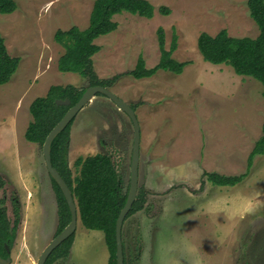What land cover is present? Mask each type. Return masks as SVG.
<instances>
[{"label":"rangeland","instance_id":"rangeland-1","mask_svg":"<svg viewBox=\"0 0 264 264\" xmlns=\"http://www.w3.org/2000/svg\"><path fill=\"white\" fill-rule=\"evenodd\" d=\"M15 1L14 13L0 15L7 50L21 58L12 80L0 86L1 197L10 221L13 208L22 217L11 264H37L55 237L58 208L42 145L25 139L30 106L51 86H88L79 75L57 70L65 50L54 35L73 26L85 29L95 0ZM147 1L154 17L115 16L117 30L95 41L101 50L93 57L100 79L132 71L140 55L152 68L160 58L157 30L162 27L167 49L177 35L173 57L192 63L181 75L159 71L141 80L128 76L110 88L135 106L141 130L138 193L144 191L146 204L124 222L128 259L133 264H264V156L254 158L251 173L235 187H215L204 177L205 172L246 173L249 153L262 136V84L236 75L229 66L205 62L197 47L201 33L215 36L223 29L231 37L255 39L259 30L248 0ZM161 7L169 14L163 15ZM133 141L129 117L106 97L96 96L70 129L73 176L80 157L108 154L129 187ZM74 240L71 259L54 264H108L102 232L79 222Z\"/></svg>","mask_w":264,"mask_h":264},{"label":"trees","instance_id":"trees-1","mask_svg":"<svg viewBox=\"0 0 264 264\" xmlns=\"http://www.w3.org/2000/svg\"><path fill=\"white\" fill-rule=\"evenodd\" d=\"M247 5L250 17L260 32L257 38L231 37L228 31L223 29L215 36L206 32L201 33L197 47L205 62L230 66L236 75L253 78L264 88V0H248ZM17 8L15 0H0V15L12 14ZM160 12L163 15H168L170 11L161 7ZM122 13L152 19L155 9L147 0H95L88 28L80 29L73 26L69 30H58L55 33L54 41L65 50L64 55L58 61V70L62 73L79 75L88 82L87 87L102 86L108 89L125 76L140 80L151 78L159 71L174 75L182 74L184 68L190 63L179 62L173 58L177 49V35L174 32L171 46L167 49L165 31L160 27L157 30L160 60L156 66L147 68L144 58L140 56L132 71L110 79L98 78L94 70L93 57L100 52L101 47L95 44V41L117 30L118 23L114 21V17ZM20 61V57H13L9 54L4 38L0 34V86L8 84L12 80ZM86 88L78 89L73 85L51 86L46 96L36 98L30 106L32 122L26 130L25 139L30 143L43 145L49 133L70 108L58 106L56 101L68 99L73 106L81 98ZM262 95L264 97V89ZM131 107L136 110L135 106ZM72 124L73 121L53 141L52 164L73 193L81 224L88 230L104 234L109 252L108 264H116V222L126 203L129 187H124L122 176L108 154L100 153L87 158L80 157L75 163L78 175L73 176L68 161ZM256 156H264V124L262 136L256 141L249 154L246 173L239 176H227L205 172L204 177L215 187H235L249 176ZM51 181L58 208L56 236L68 226L71 214L60 188L54 180L51 179ZM145 204V193L140 190L125 221L143 210ZM14 216L15 220L11 222L6 210H0V249L4 252L6 245L12 247L15 240L18 225L21 222L19 208H14ZM73 242L74 235L53 251L46 264H54L59 260L66 259L70 254ZM123 246L124 263L133 264V260L128 259L129 253H127L124 242ZM132 255L133 253H130V257Z\"/></svg>","mask_w":264,"mask_h":264},{"label":"water","instance_id":"water-1","mask_svg":"<svg viewBox=\"0 0 264 264\" xmlns=\"http://www.w3.org/2000/svg\"><path fill=\"white\" fill-rule=\"evenodd\" d=\"M98 95H102L109 99L119 111L125 113L132 122L134 128V141L131 157V174H130V183L126 203L121 210L117 222H116V264H125L124 263V246L122 238V230L124 222L128 214L130 213L136 199L138 196L139 189V166H140V149H141V130L137 115L135 110L131 107L130 104L126 103L124 100L120 99L115 93L110 89L102 86H90L87 87L85 92L82 94L78 102L71 106V101L66 100H57L56 104L58 106H67L70 107L66 114L63 116L61 121L52 129V131L47 136L44 144L42 145L43 156L45 160V165L48 171V174L52 180L60 188L70 210L71 221L67 227H65L58 235H56L52 241L44 248L41 253L37 264H46L47 260L62 243L68 240L76 232L79 220L78 208L76 201L74 199L73 193L62 178L60 173L53 167L51 159V148L52 143L55 138L62 133L77 115ZM6 250L9 252L10 249L6 246ZM9 259H3L0 257V264H9Z\"/></svg>","mask_w":264,"mask_h":264},{"label":"flooded vegetation","instance_id":"flooded-vegetation-1","mask_svg":"<svg viewBox=\"0 0 264 264\" xmlns=\"http://www.w3.org/2000/svg\"><path fill=\"white\" fill-rule=\"evenodd\" d=\"M4 186H5V181L2 178H0V210H2V211L6 210V213H7V216H8V211H7V209L5 208V205H4L5 199H4L3 196L1 197V195H4ZM8 218H9V216H8ZM20 218L22 220L21 213H20ZM14 220H15V216H14V208H13V221ZM13 221H11V222H13ZM20 226H21V222L18 225L16 236H17V233H18V230H19ZM15 239H16V237H15ZM6 246H8V245H6ZM5 249H6V247H5ZM9 249H10L9 252L7 250H5V252H4L2 249H0V257L3 258V259H9L10 260L9 264H11L12 263V259H11L10 255H11L12 247H9ZM6 254H7V256H5Z\"/></svg>","mask_w":264,"mask_h":264},{"label":"crops","instance_id":"crops-1","mask_svg":"<svg viewBox=\"0 0 264 264\" xmlns=\"http://www.w3.org/2000/svg\"><path fill=\"white\" fill-rule=\"evenodd\" d=\"M92 8H93V6H92ZM91 11H92V10H91ZM90 14H91V13H90ZM249 15H250V14H249ZM116 16H118V15H116ZM139 17H140V16H139ZM251 19H252V18H251ZM89 20H90V18H89ZM254 23H255V22H254ZM88 26H89V24L87 25L86 28H88ZM86 28H85V29H86ZM258 30H259V29H258ZM114 32H115V31H114ZM259 34H260V32H259ZM259 34H258L255 38H257V37L259 36ZM198 38H199V37H198ZM98 39H99V38H98ZM98 39H97V40H98ZM97 40H96V41H97ZM64 53H65V52H64ZM159 53H160V51H159ZM63 55H64V54H63ZM63 55H62V56H63ZM140 56H141V55H140ZM140 56H139V57H140ZM139 57H138V58H139ZM60 58H61V57H60ZM60 58H59V59H60ZM173 58H174V57H173ZM174 59H175V58H174ZM159 60H160V58H159ZM176 60H177V59H176ZM203 60H204V59H203ZM58 61H59V60H58ZM179 62H180V61H179ZM189 63L192 64L191 62H189ZM207 63H208V62H207ZM190 64H189V65H190ZM210 64H211V63H210ZM219 66H221V65H219ZM224 66H225V65H224ZM226 66H227V65H226ZM146 67H147V66H146ZM229 67H230V66H229ZM222 68H225V67H222ZM184 69H185V68H184ZM207 69H208V68H207ZM220 69H221V68H220ZM220 69H219V71H220ZM225 69H226V68H225ZM57 70H58V63H57ZM58 71H59V70H58ZM226 71L229 72V70H227V69H226ZM226 71H225V72H226ZM59 72H60V71H59ZM209 72H211V73L213 74V73H215V70H211V69H209ZM225 72L220 71V72H217V73H223V74H221V75H224ZM233 72H234V71H233ZM157 73H158V72H157ZM217 73H216V74H217ZM171 74H172V73H171ZM180 75H181V74H180ZM154 76H155V75H154ZM125 77H128V76H125ZM130 77H131V76H130ZM240 77H243V76H240ZM243 78H247V77H243ZM136 80H137V79H136ZM140 80H141V79H140ZM242 80H246V79H242ZM242 80L239 81V82L243 83ZM247 82H248V81H247ZM248 83H249V82H248ZM58 86H59V85H58ZM253 107H254V105H253ZM83 110H84V109H83ZM83 110H82V111H83ZM135 113H136V110H135ZM243 135H244V137H245V134H243ZM245 138H246V137H245ZM228 148H230L229 145L227 146V149H228ZM223 149H224V148H223ZM223 149H222V150H223ZM250 153H251V152H250ZM250 153H249V154H250ZM229 155H231V151H230V150L226 152V158H228ZM228 161H229V160H228ZM74 246H75V240H74V242H73V244H72V247H71V249H70V254L72 253ZM70 254H69V256H70ZM142 254H143V253H142V251H141V256H142ZM69 256H68L65 260L69 259ZM143 256H144V254H143ZM142 258H143V257H142ZM70 259H71V258H70ZM70 259H69V260H70ZM108 260H109V257H108ZM154 262H155V263H158V261H157L156 259H155ZM107 263H108V262H107Z\"/></svg>","mask_w":264,"mask_h":264}]
</instances>
